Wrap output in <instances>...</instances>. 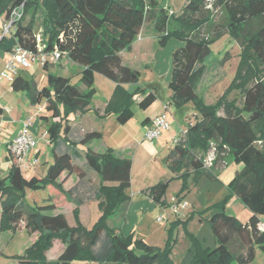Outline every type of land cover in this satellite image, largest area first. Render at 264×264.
<instances>
[{
	"label": "trees",
	"instance_id": "trees-1",
	"mask_svg": "<svg viewBox=\"0 0 264 264\" xmlns=\"http://www.w3.org/2000/svg\"><path fill=\"white\" fill-rule=\"evenodd\" d=\"M20 7L21 18L13 30L0 37V51L7 54L20 45L36 53L39 22L44 51L56 48L79 66L81 85H72L69 78L50 73L52 65L47 64L41 68L48 87L39 88L24 72L11 83L12 90L23 93L30 104L45 103L49 115L41 116V120L47 124L52 163L42 177L26 178L15 164L6 175L0 172V235L14 233L20 223L28 234H37L22 255L10 258L20 264H174L173 235L186 222L171 224L163 249L141 239L123 237L115 227H108L111 218L120 214L121 219L129 203L125 189L131 183V159L110 148L101 152L91 149L90 143L101 139L96 131L66 143L69 116L89 110L95 74L115 84L101 119L113 116L124 125L133 117L134 106L145 110L156 100L148 89L137 86L140 73L123 65L120 56L130 50L146 21H152L160 45L172 36L184 41L172 53L170 105L179 108L192 102L201 117L163 158L169 178L147 190L151 200L161 206L173 180L182 181L177 201L190 187L189 180L196 192L202 207L197 214L200 228L194 234L185 231L188 247L179 264H250L256 248L264 252V231L258 229L264 217V0H213L209 8L221 9L224 23L222 30L212 26L214 30L207 35L201 30L207 26L211 12L204 0H187L178 17L169 15L158 0H0V17L7 20ZM223 33H229L239 44V63L223 94L214 104L206 105L196 89L211 56L210 43ZM234 89L241 95L238 106L227 100ZM138 96L142 99L136 102ZM210 149L214 156L210 166H205ZM81 157L83 165H78L76 161ZM232 163L242 168L223 186L219 174ZM90 173L98 178L93 197L99 216L86 228L79 220V207L85 202L83 193ZM70 176L77 182L66 190L63 183ZM49 187L56 190L47 199L49 202L41 206L26 204L27 191ZM222 188L226 190L225 198L208 204L206 195ZM57 194L74 206V226L61 213L48 214L56 211L53 199ZM231 198L249 211L246 222L227 214ZM53 240H59L63 250L55 260H47L46 252Z\"/></svg>",
	"mask_w": 264,
	"mask_h": 264
},
{
	"label": "rangeland",
	"instance_id": "rangeland-1",
	"mask_svg": "<svg viewBox=\"0 0 264 264\" xmlns=\"http://www.w3.org/2000/svg\"><path fill=\"white\" fill-rule=\"evenodd\" d=\"M204 1L206 3V9H209L211 12L206 24L207 26L203 27L201 30L202 35H207L216 28L222 30L221 26L224 23V15L219 8L213 10L209 8L210 3L213 0ZM158 2L170 12L169 15L178 17L182 14L187 0H158ZM2 22L3 18L0 17L1 35L3 34ZM144 27L141 37L146 44V48L133 52L123 51V65L140 73L137 86L148 89L155 95L156 100L145 110H141L137 108V106H134L133 117L124 125H120L113 116L106 119L98 117V120H96V125L99 128L98 131L102 127L104 134L103 138L107 139H105L107 142L106 148H110L121 154L120 149L116 150V148L128 143L125 153H122V155L131 159L133 166L130 187L125 189V194L129 197V203L125 208L121 219L120 214L111 218L108 222V227H115L117 232L123 237L134 238L135 240L141 239L150 246L163 249L167 238V231L171 224L177 221L186 222L184 228L182 225L178 226L173 235L174 238H176V243L171 253V259L174 264H179L188 246L185 231L194 234L196 230L200 228L196 216L198 212L202 210V207L197 201L196 192L191 186L189 180L187 183L190 187L185 192L182 199L188 203L185 215L181 216L179 214L175 216L169 211L168 205L173 202V200L176 199V196L180 193L182 186L181 180H173L169 183L164 195V204L162 206L155 204L151 200L147 190L160 180H163V178H169L170 176V173L163 164V157L156 152H161L160 150L162 147L170 148L173 146V138H181L188 127L199 122L201 117L196 106L192 102L185 103L179 108H173L170 105L171 91L168 85L171 79L172 53L177 48L183 46L184 41L181 38L172 36L166 40L164 45H160L158 43V33L154 30L152 21H146ZM36 31H40V35L42 34L39 22L37 23ZM138 38H140V36ZM41 40H44L42 36ZM210 50L211 56L206 63V72L198 83L196 89L197 95L206 105L214 104L217 98L221 96L224 90L228 87L236 72L240 54L239 44L229 33H223L220 37L213 40L210 43ZM80 70L81 68L79 66L71 63L67 58L63 57L58 63L50 67L49 72L69 78L70 84L72 85H81L78 82ZM21 72H24V74L31 73V76L37 82L39 88L48 87L46 74L41 66L22 69ZM93 88L95 93L92 97V106L98 107L100 103L105 102L112 94L115 84L101 75L95 74ZM141 99V96L136 97V102ZM227 100L228 102L234 101L238 106L241 100L239 90H232L227 95ZM164 105L168 108L166 113L169 129L162 131L158 139L147 141L145 139V134L149 124L147 125L144 123V120L147 117H153L163 108ZM90 116L94 118L93 115ZM81 135L83 134L81 133ZM100 143V140H94L89 146L95 151L101 145ZM36 144V148L39 149L41 153H44L43 160H50L52 147L47 145L44 141H39ZM213 156L214 150L210 149L206 159L208 157L213 158ZM83 160L84 159L81 157L76 163L78 165H83ZM218 166L222 167V164L219 163ZM0 168H2V166H0ZM21 171L24 174V177H32V173H28V171L25 170ZM70 184L71 182L69 181L66 185L68 186ZM97 184L98 178L90 173V182L85 187L87 188V191L83 193V195H85V202L81 210V206L79 207V220L86 228H90L99 215L96 211V207L91 206V204L94 205L96 203L93 197V192ZM52 191L56 190L53 187H49L46 190L27 191L25 202L28 206H41L42 203L49 202L47 199L49 196H52ZM134 194L138 196L135 199V202L131 205L130 200ZM225 194L226 190L222 188L215 193L206 195V199L209 200L208 204L222 200L225 198ZM58 195L60 194L54 195L53 199L55 200L56 211L48 214L61 213L65 216L69 225L74 226V219L72 216V209L74 206L67 202L63 196ZM143 198L146 199L144 203H142L141 200L138 202L139 199ZM236 203L237 205H240L246 213H249L248 210H245L238 201ZM191 206L193 207L191 208ZM189 207L191 210H189ZM227 209V212L231 216L234 215V217L239 218V220L241 219V222H246L248 219V217H244L243 212L238 211L236 204L230 206L228 203ZM192 210H195L193 218L188 221L187 217ZM159 216L163 219L160 223L155 221ZM262 221L264 222V217H262ZM23 227V223H20L18 229L22 230ZM5 236L6 234L1 236L0 242L3 241ZM36 237L37 234H35L34 238L36 239ZM12 241L10 248L14 253L19 254L31 244L29 236L25 231L18 232ZM62 250L63 244L59 240H53L52 247L46 252L47 260H55ZM3 259L4 258L0 257V264L6 263ZM9 260L15 261L13 258H10ZM9 262L15 264V262ZM250 264H264V252L256 248L255 258Z\"/></svg>",
	"mask_w": 264,
	"mask_h": 264
},
{
	"label": "crops",
	"instance_id": "crops-1",
	"mask_svg": "<svg viewBox=\"0 0 264 264\" xmlns=\"http://www.w3.org/2000/svg\"><path fill=\"white\" fill-rule=\"evenodd\" d=\"M143 28H145V27L144 26L142 27V29L138 35V37L140 36V38L137 37L135 39V41L133 42L129 52L140 51L141 49L146 48V44L144 43V40L141 37V33L143 32ZM1 36L2 35L0 34V37ZM120 56H121L122 64H123V52L120 53ZM6 59H7L6 54L0 51V73L4 69ZM21 70L22 69L18 70L17 75L21 72ZM27 75L31 76L32 74L28 73ZM110 96L105 102L100 103L98 107L92 106V104H93L92 103L93 98H92L88 112L82 113V114L75 113V114H72L69 116V122H68L69 136L66 138V143H68V142L71 143L73 139H77V138L81 137L82 136L81 133L84 134V133L96 131V132H99L101 134V139H100L101 145L97 148V150H99V151H97V150H95V151L101 152L102 150H104L106 148V143H107L106 140L107 139L103 138L104 134H103V128L102 127L98 131L99 128L96 125L97 124L96 120H98V117H100L102 115L103 110L105 108V105H106L107 101L110 99ZM0 107L2 108V113L0 114V166H2V168H0V172H2V175H6L7 172L9 171L10 167L13 164H15L14 160L12 159L11 155L9 154V152L6 148L7 147L6 145L8 142L12 141L17 136L18 132L22 129L24 124L29 123L28 129L31 132L36 143H38L39 141H44L47 145L51 146L49 144L47 138H46V126H47V124L41 120V116H48L49 114L45 111V103L44 102H41L40 104H37V105L30 104L29 100L24 96L23 93L13 91L12 87H11V83H9L5 80L0 81ZM165 107H166V105H164L163 108L161 110H159L153 117H147L146 119H148V122H146V124L148 125L151 119L160 115L163 112ZM167 110H168V108H167ZM90 115H93L94 118H92ZM101 122H102V120H101ZM176 140H178V139L173 138V145L175 143L174 141H176ZM91 143H90V145H91ZM127 145H128V143L123 145V146H120L119 148H116V150L120 149L121 153H125V149L127 148ZM36 147L33 150V152L31 153V156H33L37 159V163H36V165L27 168L25 171H28V173H32V176L42 177V176H44L47 167L52 163V154H51L50 160L44 161L43 160L44 153H41L40 150L37 149ZM172 148H173V146H171L170 148L162 147L160 150L161 152H156V153L158 155H161L164 158ZM241 168H242L241 165H236L233 163L229 164L228 166H224L223 169L221 170L220 174H219L218 179L223 184V186H225L234 177L235 173L238 172ZM132 174H133V166L131 167V179H132ZM62 179H63V177H62ZM69 181L71 182V184L67 186L66 184H68ZM76 182H77V178H75L74 176H70L63 183V188L67 190L70 187H72L73 185H75ZM137 196L138 195H135V194L132 196V198L130 200L131 205L135 202V199L137 198ZM140 200L142 201V203H144L146 199H144V198L139 199L138 202H140ZM237 201L238 200H236L235 198H231L229 205L231 206L233 204H236L238 211L243 212L244 217L249 218L250 213H246L240 205H237V203H236ZM146 203H147V201H146ZM91 206L96 207V211L98 212L96 203L94 205L91 204ZM82 207H83V205L80 207V210ZM192 207L193 206H191V208ZM191 208L189 210H191ZM227 210H226V212H227ZM245 210H247V209H245ZM194 211L195 210L190 211L188 217H190L194 213ZM80 213H81V211H80ZM184 215H185V212L182 213L181 216H184ZM98 216H97V218H98ZM196 219L198 220L197 216H196ZM237 219L239 220V218H237ZM68 224H69V222H68ZM198 230H199V228L196 230L195 233H197ZM21 231H25L27 233V231L24 229V227L22 230L17 229L14 233L9 232V231L6 233H3V234H6V236L4 237L3 241L0 242V257L4 258L3 260L6 262L5 264H11V262H9V261L15 262V264H20L16 260L15 261L9 260L10 259L9 257L22 255L24 250L34 242L35 234H28L27 233L29 236V239L31 241V244L29 246H27L23 250V252H21L20 254L14 253L13 250L10 248V245L12 244V242H13L12 239H14L15 235H17L18 232H21ZM3 234L0 235V239H1V236ZM74 264H80V263H74Z\"/></svg>",
	"mask_w": 264,
	"mask_h": 264
},
{
	"label": "built area",
	"instance_id": "built-area-1",
	"mask_svg": "<svg viewBox=\"0 0 264 264\" xmlns=\"http://www.w3.org/2000/svg\"><path fill=\"white\" fill-rule=\"evenodd\" d=\"M209 1V0H207ZM22 11L21 7L12 11L7 20H3L2 29L3 35L8 34L15 27L17 21L21 18ZM36 48L37 52H31L24 49L20 45H15L13 49L6 54V61L3 71L0 73V81L5 80L12 83L14 77L17 75L19 69H29L33 66L55 65L65 54L58 51L56 48L49 52L44 51V45L41 40L40 31L36 34ZM167 107L164 108L163 112L151 119L149 127L147 128L145 139L147 141H153L159 138L162 131L169 129V123L167 120ZM28 124H24L22 129L18 132L17 136L10 142L7 143V150L14 160L15 164L20 170H26L27 168L36 165L37 159L31 156V153L36 147V141L33 138L31 132L28 129ZM177 141V140H176ZM174 141V142H176ZM212 157H208L205 160V166H210ZM188 203L186 201L173 200L169 204V211L172 215H182L186 211ZM156 222L160 223L163 221L162 217L159 216ZM258 229L264 231V222L261 221L258 224Z\"/></svg>",
	"mask_w": 264,
	"mask_h": 264
}]
</instances>
